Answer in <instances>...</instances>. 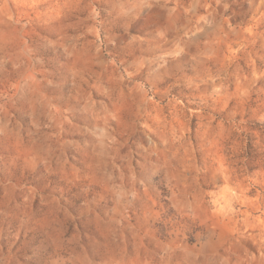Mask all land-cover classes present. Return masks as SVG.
<instances>
[{"label":"rangeland","instance_id":"rangeland-1","mask_svg":"<svg viewBox=\"0 0 264 264\" xmlns=\"http://www.w3.org/2000/svg\"><path fill=\"white\" fill-rule=\"evenodd\" d=\"M262 123L264 0H0V264H264Z\"/></svg>","mask_w":264,"mask_h":264},{"label":"trees","instance_id":"trees-1","mask_svg":"<svg viewBox=\"0 0 264 264\" xmlns=\"http://www.w3.org/2000/svg\"><path fill=\"white\" fill-rule=\"evenodd\" d=\"M259 130L264 133V123L261 125H258ZM256 137L253 135L249 134L248 141H247V146H246V157H248L250 163H253L254 161H257L259 158L258 152H257V146L255 144ZM251 169L254 167H250Z\"/></svg>","mask_w":264,"mask_h":264}]
</instances>
